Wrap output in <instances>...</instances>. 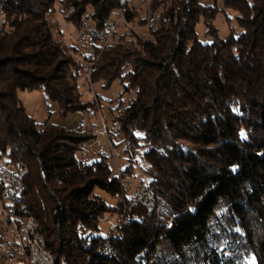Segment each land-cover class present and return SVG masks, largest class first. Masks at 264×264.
<instances>
[{"label":"trees","instance_id":"16d2710c","mask_svg":"<svg viewBox=\"0 0 264 264\" xmlns=\"http://www.w3.org/2000/svg\"><path fill=\"white\" fill-rule=\"evenodd\" d=\"M147 2L0 0V163L22 181L12 218L37 221L56 264H264V0H151L142 11ZM227 10L240 32L223 39L213 21ZM56 13L98 30L125 21L95 51L90 73L93 83L118 81L134 94L107 109L111 139L125 143L119 173L110 153L86 147L96 124H40L19 97L44 91L61 116L96 114L79 87L94 42L66 45ZM201 21L207 43L196 31ZM128 26L145 36L135 40ZM136 169L151 205L126 192ZM220 199L228 223L218 219L214 231ZM107 214L122 219L103 230ZM167 242L190 246L192 258H161Z\"/></svg>","mask_w":264,"mask_h":264},{"label":"rangeland","instance_id":"374dc122","mask_svg":"<svg viewBox=\"0 0 264 264\" xmlns=\"http://www.w3.org/2000/svg\"><path fill=\"white\" fill-rule=\"evenodd\" d=\"M151 0H148L147 3L142 4L141 10L146 9L150 11V3ZM167 1V0H166ZM203 4H215L216 0H200ZM219 6L221 4L220 0H217ZM142 3V2H140ZM139 3V4H140ZM151 4V3H150ZM146 5V6H145ZM234 13L230 10H227L226 13L220 14L216 16L215 20L213 21V25L218 29V34L221 38L226 39L230 36L231 31H235L236 33L240 32L239 26L236 22L234 17ZM54 21L57 22L58 29L62 32V38L66 45H73L77 48L81 49V40L79 39L80 34V25L76 26L72 21L68 20L64 14L56 13L53 16ZM2 20V17H0ZM123 26L122 23L118 26ZM126 33H129L135 40L141 39V37L145 36L143 33L146 31L143 28H131V26L127 27ZM131 28V29H130ZM125 29H120L121 33ZM198 37L203 42L207 43L210 39V36L206 35V27L204 22L201 21L196 28ZM116 34V33H115ZM115 41V36L111 39L110 43ZM81 63L86 65V62H83L81 59ZM79 87L81 88L82 93V101L83 102H90L94 103L96 106L94 110L93 116L86 115V113H76V114H69L68 116L64 117L61 116L59 112V105L56 102H52L46 96L44 91H34V92H20L19 97L22 100L23 105L26 108V111L29 116L33 117L38 123L43 124L46 121H50L56 125L66 128H77L82 124L88 126H92V123L96 124L94 127L96 139L89 144H85L86 147L89 149L91 153H95L98 149L102 148L105 152L110 153L111 155V163L112 167L115 172H120L122 166L126 165L125 162V155L123 150L125 148V143L122 142L123 138L121 136H115L114 139H111V135L109 134L108 130L105 135H102L100 131L103 129V125L108 126L107 117L109 118V114L107 109L110 107L115 109V107L122 101L123 106L129 102V100L134 96V94H124L123 87L120 85L118 81L114 82L111 87L104 88L102 87L101 83H93L89 75L86 74L84 68L81 72V78L79 80ZM90 114V113H89ZM87 120H86V119ZM83 120L84 123H83ZM89 123V124H88ZM85 126V125H84ZM122 131V130H121ZM120 143L119 146H117ZM91 160L93 157L88 156ZM2 164V163H0ZM136 177L127 178L125 179V183L127 184V193L132 196V200H144V198H136L134 197L142 186L140 183L142 181H146L147 177L140 171V169L135 170ZM2 202L0 201V227L2 232L5 231L3 220L4 218L1 217L2 209ZM151 204V203H150ZM106 220L103 223V230L109 228H114L118 223L121 222L120 215H113L107 214ZM229 217V207L228 201L220 199L219 205L215 209V215L210 220V227L211 230L217 231L218 230V219L228 223ZM12 222L14 220L12 219ZM157 252L160 254L161 258L163 259H170L178 254L182 255L183 257L192 258V251L190 246H182L179 249L174 248L168 242L163 243L161 246L157 248ZM160 258V259H161Z\"/></svg>","mask_w":264,"mask_h":264},{"label":"built area","instance_id":"2783aa9c","mask_svg":"<svg viewBox=\"0 0 264 264\" xmlns=\"http://www.w3.org/2000/svg\"><path fill=\"white\" fill-rule=\"evenodd\" d=\"M124 22V19L109 21L102 30H98L86 19L81 20L79 39L83 43L94 42L87 49L89 58L82 67L89 78L96 60L93 56L95 51H102L108 47L118 26ZM100 133L102 135L107 133L106 125H103ZM21 183V177L10 162L0 164V201L3 203L1 217L4 218L5 227V231L2 232L3 239L0 240V264H56L55 256L48 249L44 237L39 232L37 221L30 217L17 225L12 218L13 205L20 198ZM134 197L144 198L147 204L151 205L154 194L146 187H142Z\"/></svg>","mask_w":264,"mask_h":264}]
</instances>
